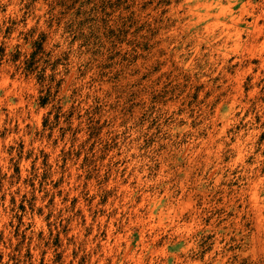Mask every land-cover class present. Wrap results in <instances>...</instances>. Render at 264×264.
Masks as SVG:
<instances>
[{"label":"rangeland","instance_id":"obj_1","mask_svg":"<svg viewBox=\"0 0 264 264\" xmlns=\"http://www.w3.org/2000/svg\"><path fill=\"white\" fill-rule=\"evenodd\" d=\"M0 264H264V0H0Z\"/></svg>","mask_w":264,"mask_h":264}]
</instances>
